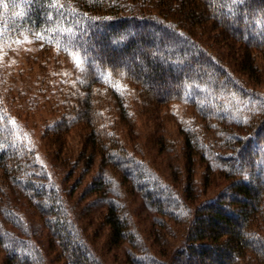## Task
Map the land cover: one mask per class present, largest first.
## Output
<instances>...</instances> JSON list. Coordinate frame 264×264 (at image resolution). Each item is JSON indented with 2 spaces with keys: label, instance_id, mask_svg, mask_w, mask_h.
<instances>
[{
  "label": "trees",
  "instance_id": "16d2710c",
  "mask_svg": "<svg viewBox=\"0 0 264 264\" xmlns=\"http://www.w3.org/2000/svg\"><path fill=\"white\" fill-rule=\"evenodd\" d=\"M23 31L57 57L80 59L76 87L61 83L68 88L62 94L64 109L56 106L60 114L42 138L59 157L69 131L82 126L81 176L97 158L118 172L119 184L101 171L85 192L103 191L110 242L130 244V263L158 264L159 259L148 245L139 247L114 187L127 181L153 212L176 219L185 200L146 162L128 153L103 122L96 105L102 90L126 116L121 95L110 84L119 79L139 88L145 104L186 102L205 119L231 126L220 131L222 148L190 127L184 130L188 164L200 153L208 170L218 168L228 183L195 206L184 242L168 258L176 264H238L247 251L264 258V236L251 228L264 203V92L241 78L252 76L264 53V0H0V39ZM231 41L237 44L236 56ZM6 119L0 113V170L6 183L27 195L42 214L66 264H106L75 224L59 184L50 180L34 149L12 137ZM31 235L18 213L0 211L6 264L37 263Z\"/></svg>",
  "mask_w": 264,
  "mask_h": 264
},
{
  "label": "rangeland",
  "instance_id": "374dc122",
  "mask_svg": "<svg viewBox=\"0 0 264 264\" xmlns=\"http://www.w3.org/2000/svg\"><path fill=\"white\" fill-rule=\"evenodd\" d=\"M151 37L158 38L159 35L151 33ZM231 42L236 56L237 44ZM227 43L230 46V42ZM221 46L226 48L224 44ZM255 65L251 77L240 72L241 78L254 89L264 92V53H259ZM80 66V59L74 57L66 61L57 57L34 34L23 31L16 37L1 38L0 113L6 115L4 127L11 129L12 137L32 147L50 180L59 184L75 224L88 236L106 264H132L127 256L130 244L125 242L116 246L110 242V228L104 220L108 205L101 198L103 191L85 192L101 171L119 184L118 172L108 165L101 166L97 158L87 174L81 176L84 167L79 159L83 145L82 126L69 131L59 157L53 155V145L47 142L48 139L45 142L42 138L45 127L58 118V108L64 109L61 106L62 94L67 92L70 84L76 87ZM172 69L175 72L178 68ZM66 81L68 88L61 84ZM110 84L118 89L126 116L119 114L113 96L102 90L96 105L102 111L106 127L119 137L128 153L146 162L163 183L185 202L176 219L153 212L127 181L120 186L117 184L112 192L120 201L121 212L129 217L131 227L140 239L139 247L148 245L158 256V264H176L168 255H173L184 242L192 210L201 201L213 198L228 183L218 168L208 170L207 162L200 153L188 164L184 130L190 127L202 139L217 141L222 148L225 144L221 141L224 136L220 131H228L231 126L205 119L186 102L175 100L163 105L145 104L140 98V89L130 81L119 79ZM190 174L191 180H188ZM207 175L209 182L206 184ZM5 180L0 170V211L7 209L20 215L28 232L32 233L30 244L36 252V264H66L55 238L48 233L42 214L32 206L27 195L10 187ZM251 228L264 236V203L263 210L253 215ZM0 264H6L5 253L1 250ZM238 264H264V258H256L247 251Z\"/></svg>",
  "mask_w": 264,
  "mask_h": 264
},
{
  "label": "bare ground",
  "instance_id": "6f19581e",
  "mask_svg": "<svg viewBox=\"0 0 264 264\" xmlns=\"http://www.w3.org/2000/svg\"><path fill=\"white\" fill-rule=\"evenodd\" d=\"M3 39V38H2ZM191 43V42H190ZM19 164V163H18ZM8 174H9V172H8ZM11 233V232H10ZM7 239V238H6Z\"/></svg>",
  "mask_w": 264,
  "mask_h": 264
},
{
  "label": "snow or ice",
  "instance_id": "6c2138e0",
  "mask_svg": "<svg viewBox=\"0 0 264 264\" xmlns=\"http://www.w3.org/2000/svg\"><path fill=\"white\" fill-rule=\"evenodd\" d=\"M77 63H79V61H77Z\"/></svg>",
  "mask_w": 264,
  "mask_h": 264
}]
</instances>
